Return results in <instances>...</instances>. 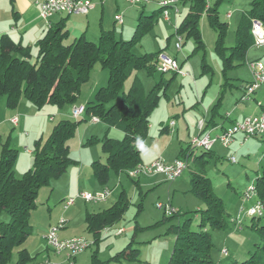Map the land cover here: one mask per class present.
Masks as SVG:
<instances>
[{
    "label": "trees",
    "instance_id": "16d2710c",
    "mask_svg": "<svg viewBox=\"0 0 264 264\" xmlns=\"http://www.w3.org/2000/svg\"><path fill=\"white\" fill-rule=\"evenodd\" d=\"M221 1V0H218ZM190 11L177 27L176 35L193 38L197 49L204 50L200 21L207 14L211 26L218 34L216 51L223 66V76L229 79L228 72L240 62H246L249 49L255 45L252 25L255 20L264 23V0H253L251 10L243 16L237 29L236 45L225 47L228 25L218 18L219 2L212 6L209 0H190ZM163 8L147 17L142 15L131 40L118 39L114 31L101 32L98 42H89L85 35L69 43V32L60 23L52 26L47 34L36 44L34 55L30 46L15 42L7 34L0 36V100L5 99L9 109L19 107L26 99L37 109L47 105L59 109L77 104L84 84L91 80L93 68L100 64L109 73L106 87L100 88L93 102L85 107V115L96 116L109 127L117 128L124 134L117 140L106 136L102 139V150L106 161H95L92 169L100 185L106 186L111 174H127L142 164L141 152L136 147V138L148 136L150 117L159 106L172 80L164 77L149 92L146 91L137 72L145 71L153 76L157 70L159 55L164 51L133 54L134 46L143 39L155 23L156 14H162ZM204 71L210 67L203 65ZM164 75L165 73H161ZM176 74V73H175ZM131 81L129 89L125 85ZM85 118L82 119L84 121ZM81 119L60 121L45 142L35 143L33 168L21 178L15 176V163L18 150L10 141L2 143L0 158V215L10 216L9 223H0V264H11L16 255L15 264H31L36 257L31 256L25 244L33 233L31 214L38 207L37 199L42 188L60 179L71 165L77 164L70 158L69 140L81 124ZM91 138L87 145L96 142ZM210 152L203 150L197 154L189 147L183 154L188 159L191 172V193L205 203L198 231H192L189 221L171 228L176 236L173 252L168 264H217L214 262L213 242L210 230H224L228 227L225 206L221 198L212 191L211 180L206 174ZM135 182V181H134ZM258 199L264 207V170L257 176ZM131 206V199L125 191L110 208L100 213H88L87 231L92 235L95 245L102 239L106 228L121 222ZM143 204H138V214ZM177 215L167 217L165 221L178 219ZM252 228L259 236L257 252L248 259L233 264H264V224L261 218L253 219ZM191 221V220H190ZM138 230V227H136ZM133 241L109 261L99 258V249L92 255L91 264H110L111 262L139 261L140 253ZM232 264V263H231Z\"/></svg>",
    "mask_w": 264,
    "mask_h": 264
},
{
    "label": "rangeland",
    "instance_id": "374dc122",
    "mask_svg": "<svg viewBox=\"0 0 264 264\" xmlns=\"http://www.w3.org/2000/svg\"><path fill=\"white\" fill-rule=\"evenodd\" d=\"M114 1L115 0L105 1L107 2V5L105 6V20L111 26V29L115 28L120 33L122 27L119 23L115 22L114 19L116 14V4ZM159 1L161 0H152L146 5L137 4L132 6L129 5L126 0H122L120 5V12L124 13V11H127L128 9L138 10L140 12L145 10V13L147 14L146 16L149 17L153 13L160 10V5L158 3ZM209 2L212 6H214L216 2H219V5L217 6L219 21L228 25L225 36V47H234L237 41L238 26L241 23L243 13L250 12L252 0H209ZM8 5H11V0H0V11L2 16H4L5 14L3 9H6ZM177 6L180 14L176 13ZM177 6L168 8L167 10L171 14L173 21L177 19L179 23V21L184 20L187 13L190 11L191 3L190 0H182V2ZM229 13L232 14L231 18L228 17ZM177 14L178 18L177 16L175 17V15ZM154 21L155 23L153 28L148 31L143 36V39H141L134 46L132 50L133 54L142 56L146 52L156 53L163 49V53H166L169 56L177 57L179 64L183 65V68H181L183 72H189L192 75L191 79H184L179 75L174 78V81L167 93L169 95V98L167 99L166 97H163V100L159 105L161 108L160 113L162 112V110L165 111L166 108L167 110L169 108H178L180 112H182L183 107H179L181 105V102H184L187 108H189V106L198 104L200 97L202 98L203 92L205 94L206 91H208L205 99L206 102H209V100L214 96H217V100L215 103H217L219 99L222 98V102L220 103L221 106L218 109L219 114L225 115L229 107H233L237 102L243 109L245 106L244 104H249V112H252L251 109L254 108V106L258 110V112L256 113H259V111L264 109V85H262L254 95H252V98L250 100L242 99L243 102H241L242 104L240 103V97L242 96V89L240 86H245L252 79V76H250L251 73L249 63L260 58L261 62L264 64V47L255 46L252 49H249V52L247 53V62H240L241 64L236 65L228 72L227 77L231 78L230 83H232L233 86H226L223 92L224 94L222 95V85L225 84V79L223 77L222 62L216 51L218 34L211 26L207 14L202 17L199 24L203 42L205 45L204 50L197 49L195 40L193 38H188L184 34L182 35V52L178 54L175 47L176 43L178 42L179 36L175 33V26L164 21L163 13L156 14ZM181 23L182 22H180L177 26H181ZM131 38L132 35L126 41L131 40ZM35 51L36 49L34 50V55L36 54ZM204 64H207L211 67L210 72H203ZM102 70L103 68L100 64H97L93 68L91 80L88 83L84 84L82 87V92L81 95H79L80 98L77 102L78 106L82 103H86L83 105H88L89 95L92 94V90L97 87V84L100 83L103 78H105V76L106 80L104 81V84L102 86H98L97 92L101 87H105L104 85H107V81H109V73L106 70H103L102 72ZM137 75L142 80L146 91L149 92L156 86V84L161 80L162 77H164V79L166 80H170L173 76V73L168 72L162 75L157 71L153 76H148L145 71H139L137 72ZM129 85L130 80L125 85L126 91L128 90ZM200 89H202L203 92L199 97L198 90ZM95 96L96 95H94L93 99H95ZM255 97L258 101L253 100ZM239 99L240 101H238ZM215 103L214 106L216 105ZM198 105L199 109H195L192 112V115L194 114L197 116L196 119L204 116L203 106L200 107V104ZM69 108H71V106H66V109ZM37 110L41 112L42 109ZM60 110H64V108ZM41 114H43L44 116L46 115L45 117L47 118V123H44L45 121H43L44 126L41 125V127L39 128V126L35 125L32 129L28 130V132L35 137L32 140L36 139V141H33V145L31 146L33 148V151L35 149V143L40 138H42L41 131L45 130L46 134L45 137L42 138V140L46 142L53 133L54 127L58 125L60 120L58 117L56 121L52 123L48 118L49 115H47L46 112L42 111ZM52 114L54 113L52 112ZM162 116H164V114ZM84 118L85 120L82 121L81 119V124L78 127L80 128L81 126V132L89 130L91 126V123L89 122V118L91 120V117L85 115ZM190 118L191 117H188V119ZM220 118V115H218L216 119L221 121ZM153 119L154 115H152L151 123H153ZM179 125L182 129L181 134H183L185 132L184 128L186 127L185 121H179ZM77 132L75 136L71 140H69V156L75 162H79L78 157H80L82 148L79 142L76 141ZM115 134V131H113V133L110 134V138L114 137ZM221 134L222 133H215L214 137L221 136ZM103 137L104 136L96 139L97 141L94 144L87 145V149L84 152L85 157H87L88 154H91L92 151L96 149L99 152L100 156H102L104 159L105 154L102 151ZM89 139L91 138H88V140ZM86 143H88V141ZM187 144V142L184 143V148L188 147ZM215 144L216 145L212 148V150L216 152V157L218 158L212 161L209 160L205 171H207V175L211 180L212 191L217 195V197L221 198L224 203L228 227L224 230L213 231L209 229V233L211 234L212 242L214 245L212 256L214 262L217 264H233L235 262L245 261L250 257V255L256 253L258 245L260 243L259 236L252 228L254 218L248 216L246 213L249 208L256 205L257 200L254 198L246 200L242 195L249 185H251L252 183H256L255 181L257 179V176L260 175L264 170V140L257 137H250L245 139L244 135L239 133L236 136L235 140L232 142L230 148H226L219 141ZM202 151V149H195V152L197 154H200ZM233 157L236 158V163L231 162V158ZM72 166H74V164L68 168L67 172L60 179H58V182L57 180H55L52 182V184L54 182H57L58 185H65L66 183H68V180L66 179V177L64 178V176H66L68 172H71ZM120 177L122 179L124 188L127 190L129 198L134 200L133 202L131 200L132 205L125 213L123 220L119 223L120 226H118V229H125L128 232V236L126 237V233L121 235L119 238H116L112 233L111 236H104L100 240L99 246H97L95 245L92 237L86 233V239L88 240V242H90V246L82 255V257H80V260L82 262L79 264H90L89 261L92 259V255L96 252L97 249L100 250V254H98L100 255V259L108 260L110 253L108 246L116 244L122 247L125 243L128 244L129 242H131L133 236H135L134 241L136 242V247L140 250V260H142V262L136 264H146V260L150 263V261L152 262V259L156 257H158L162 261H167V259L169 260L170 253L173 250L175 241V234L170 231L169 227L171 224L177 225L178 219H172L171 221L167 222L164 220V212L156 208L157 203L162 201L163 203H166L167 200L162 198V196H158L157 193H148V195L137 196L138 193L136 192V184L134 180L128 177L126 174H121ZM180 183V186L184 188L183 192L185 193L180 194V196H177L176 199L173 200L174 206L182 211V214L179 217L181 222L184 223L185 221H189L192 231H198L199 224L201 222L202 211L206 207L205 203L196 198L191 193V172L189 170H186L184 172L183 178L179 182L174 184L177 185ZM165 184L168 185V183ZM118 185L120 186L119 189L115 190L114 187L117 186V183H115V181H111L110 188H112L113 190L112 195L113 193H116L113 198H117L123 190V186L121 187L120 183H118ZM49 186H47L48 188H50L47 196H45L47 187L42 188L39 192L37 199L39 207L42 206V204L40 203H42L43 198H45V200L43 201L47 203L49 194L53 191L51 187L52 185L50 187ZM110 198L108 201H110L109 204L112 205L113 201L115 200L113 198ZM106 202L99 205H86L83 201L78 200L77 206L81 205L83 208H88L90 211H102L108 208ZM140 202H142L143 204V209L141 213L138 214V204ZM258 218H261V220L259 221L260 224H264V214L262 217H256V220ZM10 220L11 218L8 214L3 213L0 215V223H9ZM137 221L139 222V226H137L136 224ZM80 223L81 222L77 220L75 224L78 226ZM136 227H138L137 232H135ZM36 236L37 233L33 232L30 236L29 242L32 239L34 240ZM29 244L30 249H33L32 251H34V255L37 254L38 258L45 255V246L41 249L36 247V245L34 246L33 243ZM224 248H227L229 251V254L226 256L222 254V249ZM83 258H86V262H83ZM43 262L44 261L39 263ZM15 263L16 255L14 256L11 264Z\"/></svg>",
    "mask_w": 264,
    "mask_h": 264
},
{
    "label": "crops",
    "instance_id": "0c3cea01",
    "mask_svg": "<svg viewBox=\"0 0 264 264\" xmlns=\"http://www.w3.org/2000/svg\"><path fill=\"white\" fill-rule=\"evenodd\" d=\"M41 1L43 0H11V5H8L7 8L3 7V8H6V9H3L5 12L4 16H2L1 11H0V36L7 34L15 42H20L24 46H30L32 48L33 54H34V50L36 49L35 53L37 54L36 44L38 43V41L47 34V32L52 26L58 25L60 23H63V25H65L66 30L69 32V36H70L69 43L79 38L82 35H85L86 38L89 40V42L90 41L98 42L102 30L103 31H114L118 39L128 40L131 35L132 36L134 35V32L137 28V25H138V22L141 16L147 15L145 13V10L140 12L138 10L128 9L127 11H124V13L120 12L121 11L120 5H121L122 0H115L114 2L116 4V14L121 13V15H123V23L120 24L122 28H121V32L119 33L115 28L111 29V26L105 20V6L107 5V2H105L106 0H98V1L92 0L93 3L95 4V7L88 15H68L64 13L56 14L50 19L52 26H49L46 21L40 18V10L37 4L38 2H41ZM181 2L182 0H178L176 6L179 5ZM100 7H101V10H100ZM176 13L180 14V11L178 10V6H177ZM178 14L175 15V17L177 16L178 18ZM246 14L247 12H244L243 16H245ZM228 17L231 18L232 14L229 13ZM163 19L168 24L169 23L173 24L176 30L178 27L177 25H179V23L183 21L181 20L179 21V23L177 19L173 21L171 14L169 15L168 20L165 19L164 17ZM175 49H176L177 54L182 52V48L181 49L177 48V43H176ZM161 51H164V50L162 49ZM145 54H149V53L146 52ZM170 57L177 60V57H173V56H170ZM255 61H261V59L259 58ZM246 62H247V56H246ZM180 66L181 68H183L182 64ZM210 71H211V67L208 71H205V72H210ZM203 72H204V69H203ZM184 73H186L185 76L177 74V73L176 74L173 73V76L170 79L172 81L170 82L167 93L169 91L170 86L172 85L174 81V78L177 77V75L181 76L184 79L192 78V75L189 72H184ZM105 78H103V80L97 84V87L92 90V94L89 95L88 103L93 102L95 100L93 98H94V95H96L97 88L98 86H102L104 84V81L106 80ZM230 80L231 78H229L228 80L225 79V84L222 85V92H221L222 95L224 94L223 92L226 86L228 85L233 86V84L230 83ZM250 82H248L247 84H249ZM247 84L245 86L244 85L240 86L242 89V96L240 97L241 101L240 99L238 100L240 101V103L243 102L242 98L245 93ZM130 85H131V81H130ZM104 86L106 87L107 85H104ZM198 91H199L198 96L200 97L203 90L200 89ZM207 92L208 91H206L205 94L203 92L204 97L202 95V98L200 97L201 100L199 99L198 101V104H200V107L203 106L204 108L203 109L204 116L199 117V119H196L197 117L196 115L194 114L192 115V112L195 109L196 110L199 109L198 104H194L192 106H189V108H187L185 103L181 102V105L179 107L181 106L183 107L182 112H180L178 108H169L168 110L166 108V110L165 111L162 110L161 113H160L161 111L160 106H158L155 109L154 111L155 114L154 112L152 113V115H154V119H153L154 121L152 120L153 123H151V119H152V115H151L149 119L150 120L149 132H147L148 136L144 141L145 148L148 151L143 156L141 155V160H142L143 165H150L158 158L164 159L169 164L174 163L177 159L183 158L182 157L183 154L190 147L189 144L191 143L192 138L199 135L200 131L198 128V124L201 120L205 121L206 131L210 132L211 136L214 137L215 133H223L226 129L231 128L235 123L241 122L246 117L257 116V115L264 113V109L259 111V113H256L258 112V110L255 108V106L254 108L251 109L252 112H249L250 110V109L248 110V108H250L249 104L247 105L244 104L245 106L243 109L241 105H239L237 102L233 107H229L225 115L219 114L218 109L221 106L220 103L222 102V98H220L219 101L215 103L217 100V96H214L209 100V102H206L205 99H206ZM166 98L167 99L169 98L168 94L166 95ZM253 100L258 101L256 97ZM214 103L216 104L215 106H214ZM83 104H86V103H82L79 106L76 104L74 106H71V108L73 109L75 106L78 108L81 106H84V107L87 106ZM71 108L69 109L64 108V110H60L59 108L57 109V107H54L52 105H47L42 108L41 112L42 111L46 112L47 115H49L48 117L49 120L53 123L56 121L58 117L60 119L59 122L63 120H67V119H73L71 115L73 110ZM211 109H212V113H211ZM41 112L38 111L37 108L33 104L28 102L26 99H22L19 107L16 109H9L6 105V100L5 99L0 100V158H1V153H2V143L9 140L10 144L14 146L13 148L17 149L19 152L18 158L15 163L16 178H21L24 175V173H26L27 171L33 168L34 153H33V148L31 146L33 145V141L34 140L36 141V139L32 140L35 137L32 136L28 132V130L32 129L33 126L35 125L39 126L40 128L41 125L44 126V123H47L46 122L47 118L45 117L46 115L44 116L43 114H41ZM52 112L54 114H52ZM163 114L164 116H162ZM218 115H220L221 121L216 119ZM15 117L18 118V123L16 125L12 122V119ZM84 117H85V114L82 116L81 119H83ZM188 117H191V118L188 119ZM182 120H184L186 123V127L184 128L185 132L183 134H181L182 129L180 128V125H179V121H182ZM43 121L45 122L43 123ZM172 121L175 123V125H172ZM89 122L91 123L89 130H86L85 132H81V126L80 128H78L76 141L79 142L82 148L80 152V157H78L79 162H77V164L72 166L71 172H68L66 176H64V178L66 177V179L68 180V183H66L65 185H58L57 184L58 180L57 182H54L53 184L51 183L52 186L51 185L50 186L52 187V190L54 192L52 191V193L49 194L47 203L43 201L45 200V198H43L42 203H40L42 204V206L40 207L38 206L31 214L30 218H31V225L33 227L32 231L36 232L37 236L36 238H34V240L33 239L30 240V242H29V239H30L29 238L27 243L25 244V248L29 251L31 256H34L37 259L38 256L37 254L34 255L33 253L34 251H32L33 249H30L29 243H33L34 246L36 245V247L41 248V249L44 246L46 247V252L44 253L45 255L39 257L37 260L35 259V261L33 262L34 264H37L45 260H50L58 264L66 262L67 260L66 254H61V255L56 254L52 249L48 247V245L46 244L47 242L44 238V236L47 234L50 227L56 225L61 218L66 219L67 225L65 228L60 229V232H59L60 239L66 240V239H71L75 237L87 238L85 235L86 233L92 237V235L86 229L87 228V224H86L87 214L88 213H100L106 210L104 209L102 211H95V210L90 211L88 208H83L81 205L77 206L78 201L76 202L74 206H71L68 210H64L63 204L68 198L75 197L81 192L94 193V192H98L102 190L105 187L110 188L111 181H115V183H117V186L114 187L115 190H118L120 187L118 183L121 184V187L123 186L120 175H116L114 173L111 174L110 182L106 186L100 185L97 179L95 178L93 170H92V164L95 161L105 162L106 155L103 159V157L100 156L99 152L96 149L92 151L91 154H88L87 157H85L84 155V152L87 149L86 142L90 140V139L88 140V138L94 137L98 139L104 136L103 137L104 139L106 136L110 137V134H112L113 131H115L116 134L114 135V137H111V138L121 140L124 137L123 132L121 130L119 131V129L117 128L109 127L108 125L104 124L102 121L99 123H94L89 118ZM41 132H42L41 137L44 138L46 134L45 130H42ZM186 142L188 143L187 144L188 147L184 148L183 145ZM215 145L216 144L214 143L213 147ZM216 156H217L216 152L214 150H211L210 161L217 159L218 157ZM206 174H207V171H206ZM183 175L178 180L173 182L172 184L170 182H167L162 174L161 175L157 174V175H152V176H141L138 179H133L136 184L135 187H136V192L138 193L137 196L148 195V193H157L158 196H162V198L166 199L167 201L171 200V203L174 206L173 200L176 199L177 196H180V194L185 193L183 192L184 188L180 186L181 183L177 185L174 184V183L179 182L183 178ZM165 183H168V185ZM122 188H123L122 192L125 191L127 193V190L124 188V186ZM110 189L112 190V188ZM49 190L50 188L47 187V192H45L46 193L45 196H47V194L49 193ZM115 194L116 193H113L110 199H112L115 196ZM119 196L117 198H113L115 201H113L112 205L116 203ZM78 200H81V199H78ZM131 200L132 202L134 201L133 199ZM132 202H131V205H132ZM84 203L86 205L89 204L86 202ZM106 203H107L106 205L108 206V208L112 206L111 204H109L110 201H107ZM178 210H179L178 212L182 214V211L180 209ZM77 220L81 222L78 226L75 224ZM119 223H117L113 227H110L108 231L104 232L102 238L104 236L105 237L111 236L112 233L114 234L116 238H119L121 235L127 233L126 234V237H127L128 232L123 228H120V229H123L124 233L121 235H116V232L120 230L118 229V226H120ZM177 223L178 224L182 223L179 218H178ZM136 224L137 226H139L138 221ZM174 225L176 224L170 225L169 227L170 231ZM135 232H137L136 228H135ZM134 238L135 236H133L132 241ZM175 240H176V236H175ZM131 242H129L128 244L123 243L124 245L122 247L116 244L115 245L112 244L111 246H108V249L110 251L109 259L102 260V261H109L111 257H114L117 253H119L124 248H126ZM99 243H98V246H99ZM174 244H175V241H174ZM224 249H227V248H224ZM172 252L170 253L169 260L167 259V261H162L161 259L156 257L152 259V262L150 261L149 263L146 260L145 263L146 264L148 263L149 264H168L170 261ZM83 254L84 253L78 255L75 258L74 264H79L82 262L80 260V257H82ZM99 254H100V250H99ZM228 254H229V251H228ZM99 258H100V255H99ZM91 261L92 259L89 261L90 264H91ZM83 262H86V258H83ZM140 262H142V260H140V257H139V261H123L119 263L111 262L110 264H133V263L136 264Z\"/></svg>",
    "mask_w": 264,
    "mask_h": 264
},
{
    "label": "built area",
    "instance_id": "2783aa9c",
    "mask_svg": "<svg viewBox=\"0 0 264 264\" xmlns=\"http://www.w3.org/2000/svg\"><path fill=\"white\" fill-rule=\"evenodd\" d=\"M131 5L137 4H148L152 0H126ZM178 0H161L159 5L163 8V17L169 19L170 13H168V8L176 7ZM38 7L40 10V18L47 22L49 26H52L50 19L56 14H68V15H88L95 7L92 0H43L38 2ZM230 17V15H229ZM115 20L117 23H123V15L121 13L116 14ZM252 36L255 40V46H264V23L255 20L252 22ZM182 37H178L177 48H182ZM249 68L251 71L252 80L247 85L245 93L243 95V100H250L252 95H254L257 90L264 84V64L261 61H253L249 63ZM157 70L161 73H177L185 76L181 69L178 61L166 53H161L159 55ZM72 118L79 120L85 113V107H74L72 109ZM91 121L94 123H99L101 120L93 116ZM12 122L16 125L18 123V118L12 119ZM172 125L175 123L172 121ZM199 135L192 138L189 144L191 149H202L205 151H211L214 143L221 142L226 148H229L235 137L240 133L244 135L245 139L250 137H257L264 140V113L257 116H250L243 119L241 122L235 123L231 128L226 129L221 136L213 137L210 132L206 131L205 121L201 120L198 124ZM232 163H236V158H231ZM189 162L188 159H177L174 163H167L164 159L158 158L150 165L139 164L136 168L128 171V175L132 179H138L141 176H152L157 174H162L167 182L173 183L178 180L186 170H188ZM112 195V190L108 187L103 188L98 192H81L75 197L68 198L64 204V210H68L71 206H74L78 199L89 204H101L109 200ZM246 200L256 199V205L252 206L246 212L248 216L253 218L262 217L264 214V207L261 201L258 199V192L256 188V183L249 185L244 194L242 195ZM156 208L162 212L167 217L177 215L179 212L172 203L168 200L166 203L159 202L156 204ZM67 221L61 218L59 222L51 226L47 234L44 236L46 244L50 249H52L56 254H66L67 260L65 263L59 264H74L75 258L85 253V251L90 246V242L85 237H75L71 239L62 240L59 237L60 229L65 228ZM110 228H106L104 232L108 231ZM103 232V233H104ZM124 233L123 229L116 232V235H121ZM223 255H228L227 249H222ZM38 264H58L50 260H46L43 263Z\"/></svg>",
    "mask_w": 264,
    "mask_h": 264
},
{
    "label": "clouds",
    "instance_id": "9594fccd",
    "mask_svg": "<svg viewBox=\"0 0 264 264\" xmlns=\"http://www.w3.org/2000/svg\"><path fill=\"white\" fill-rule=\"evenodd\" d=\"M136 147L137 149L141 152V155L143 156L148 150L145 148V143H144V140L143 138L141 137H137L136 138Z\"/></svg>",
    "mask_w": 264,
    "mask_h": 264
}]
</instances>
